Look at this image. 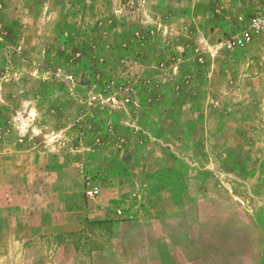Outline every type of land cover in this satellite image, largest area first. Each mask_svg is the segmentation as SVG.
<instances>
[{
	"label": "rangeland",
	"instance_id": "obj_1",
	"mask_svg": "<svg viewBox=\"0 0 264 264\" xmlns=\"http://www.w3.org/2000/svg\"><path fill=\"white\" fill-rule=\"evenodd\" d=\"M0 264H264V0H0Z\"/></svg>",
	"mask_w": 264,
	"mask_h": 264
},
{
	"label": "built area",
	"instance_id": "obj_2",
	"mask_svg": "<svg viewBox=\"0 0 264 264\" xmlns=\"http://www.w3.org/2000/svg\"><path fill=\"white\" fill-rule=\"evenodd\" d=\"M240 44H242V42L240 41ZM230 47V46H229ZM86 194L89 196V197H94L96 194H97V191L95 189H88Z\"/></svg>",
	"mask_w": 264,
	"mask_h": 264
}]
</instances>
